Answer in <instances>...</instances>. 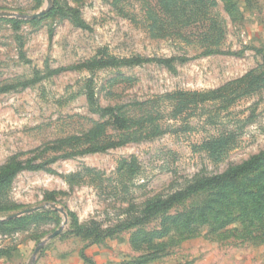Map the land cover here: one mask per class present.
Listing matches in <instances>:
<instances>
[{"label": "rangeland", "instance_id": "374dc122", "mask_svg": "<svg viewBox=\"0 0 264 264\" xmlns=\"http://www.w3.org/2000/svg\"><path fill=\"white\" fill-rule=\"evenodd\" d=\"M69 7L86 27L52 12ZM102 49L174 61L74 68ZM88 85L125 127L92 111ZM261 150L264 0H0V174L48 162L0 186V264H264L261 169L105 235Z\"/></svg>", "mask_w": 264, "mask_h": 264}, {"label": "trees", "instance_id": "16d2710c", "mask_svg": "<svg viewBox=\"0 0 264 264\" xmlns=\"http://www.w3.org/2000/svg\"><path fill=\"white\" fill-rule=\"evenodd\" d=\"M58 10L59 12L66 13L71 16V18L74 20V22L80 26V27H86L85 23L83 20L80 19L79 17V12L77 9L74 8H58L52 10L55 11ZM10 21L14 24L16 28L19 26V21L15 18H11ZM99 54L107 55L105 50H99ZM147 61H153L157 62L159 64L165 65L168 68H172V62L174 61V58H163V57H153V58H142V57H131V58H116L114 56H97L92 59H89L85 62H82L74 68H86L88 70H95L98 68H102L105 66H118V65H136V64H141L143 62ZM87 98L89 101V104L92 108V111L100 114L101 116L107 117L109 120L112 121V123L118 127V128H123L127 125L128 119L123 116L121 113H117V108L112 107V106H99V104L96 101L95 98V93L91 87V85L87 86ZM230 138L231 137H222L218 138L217 140H214L210 143L209 149L212 151H216V149L220 148H226L230 145ZM124 141H117V142H109L108 144L104 145H99V146H92V147H87L75 152H65L64 154H61V157H71L74 155H79V154H84L88 152H96V151H102L105 149H108L110 147H115L117 145H120L124 143ZM206 146V144H205ZM56 158L54 157L53 159L49 160L53 161ZM48 162H43L41 164H32V165H23L21 163L16 164L11 170H9L7 173H2L0 174V186L6 182V180L12 178L17 172L28 169V170H34V169H39L44 166ZM262 170L261 175L258 176V180L255 181L258 185V188L264 189V150L259 151L257 154H254L250 156L248 159L242 161L239 164L235 165H229V167L217 174H213L211 176H206L202 177L186 186L183 189L177 190L175 193L170 194L166 198H158L157 200H154L150 202L149 204L146 205V207L142 210L141 214L139 215H134L131 217L130 221L125 224H118L113 226L112 228H108L107 232L105 235L112 234L118 231H121L125 228H129L132 225H135L137 223H140L142 221H145L149 219V217L157 213L159 211H162L168 207H170L172 204L179 202L180 200L184 199L186 196L193 194L195 192H198L206 187H229L231 185H235L239 182V179L241 176H245L249 172H253L256 170ZM260 182V184L258 183ZM239 194L238 199H240L242 206L244 209L247 210L248 206L246 204V199L245 197L247 196V192H242L239 189H237ZM226 196V194H224ZM261 202L258 203V208L263 207ZM78 232H82L86 235L94 234L95 236H99L102 234L101 230L99 228L95 227H88L85 229L78 228ZM87 262L90 264H94L90 259L86 258Z\"/></svg>", "mask_w": 264, "mask_h": 264}, {"label": "water", "instance_id": "95a60500", "mask_svg": "<svg viewBox=\"0 0 264 264\" xmlns=\"http://www.w3.org/2000/svg\"><path fill=\"white\" fill-rule=\"evenodd\" d=\"M41 13H42V12L37 13V14L33 15L32 17H36V16L40 15ZM41 207H42V206H40V207H35V208H31V209H27V210H24V211L21 212V213H26V212H31V211H34V210H38V209L41 208ZM21 213H19V214H21ZM17 215H18V214H13V215L9 216V218H13V217H15V216H17ZM61 230H62V228L57 229L55 232H53L51 235H49L48 238H53L54 236L58 235V234L61 232Z\"/></svg>", "mask_w": 264, "mask_h": 264}]
</instances>
